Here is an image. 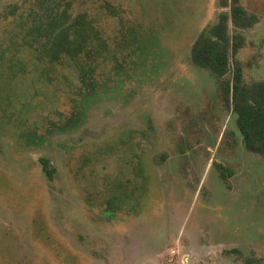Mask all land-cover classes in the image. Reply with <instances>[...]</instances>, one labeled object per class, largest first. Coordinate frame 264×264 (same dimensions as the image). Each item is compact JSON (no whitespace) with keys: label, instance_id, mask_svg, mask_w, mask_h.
<instances>
[{"label":"rangeland","instance_id":"1","mask_svg":"<svg viewBox=\"0 0 264 264\" xmlns=\"http://www.w3.org/2000/svg\"><path fill=\"white\" fill-rule=\"evenodd\" d=\"M242 3L259 23L235 59L263 81L264 0ZM63 11L87 13L111 52L89 90L75 60L38 61L52 30L38 31ZM220 12L218 0H0V264H264V157L191 60Z\"/></svg>","mask_w":264,"mask_h":264},{"label":"trees","instance_id":"2","mask_svg":"<svg viewBox=\"0 0 264 264\" xmlns=\"http://www.w3.org/2000/svg\"><path fill=\"white\" fill-rule=\"evenodd\" d=\"M218 4L221 12L216 22L197 36L191 48V60L197 68L208 71L217 78L222 102L232 111L246 150L264 157V80L247 82L243 64L235 59L246 45L243 31L258 24L259 18L243 6L242 0H218ZM56 7L52 8V12ZM66 11L54 18L50 14L48 19L52 16L51 21L43 28L40 27L38 32L46 33L49 29L52 31L48 32L50 35L47 33L46 49L40 53L38 61L42 64L49 63V68L55 69L65 59L75 60L83 66L82 80L84 87L89 90L91 88L87 81L96 80L92 64L100 57L104 60L111 58V52L106 56L100 54V51H106L105 45L108 43L105 40L103 43L100 28L87 13L78 14L70 23L67 18L71 17L67 16ZM41 164L47 178L53 181L55 167L47 159H41ZM221 175L223 178L226 176ZM246 264L261 262L255 263L254 260L247 259Z\"/></svg>","mask_w":264,"mask_h":264}]
</instances>
